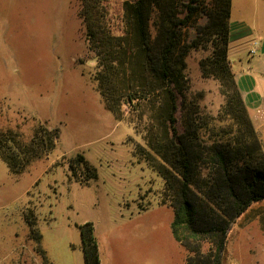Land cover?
Listing matches in <instances>:
<instances>
[{"label":"rangeland","instance_id":"374dc122","mask_svg":"<svg viewBox=\"0 0 264 264\" xmlns=\"http://www.w3.org/2000/svg\"><path fill=\"white\" fill-rule=\"evenodd\" d=\"M124 1L108 2L117 35ZM80 9L78 0H0V131L24 141L39 126L58 132L55 149L19 176L0 159V264H85L87 223L101 264H187L162 204L164 180L136 154L145 148L136 114L126 107L118 121L105 107ZM232 17L264 38V0H233ZM207 55L187 58L188 94H202V111L218 117L226 100L219 81L202 76ZM244 56L233 49L235 69ZM79 155L97 172L87 186L82 165L70 171ZM223 264H264V203L233 224Z\"/></svg>","mask_w":264,"mask_h":264},{"label":"trees","instance_id":"16d2710c","mask_svg":"<svg viewBox=\"0 0 264 264\" xmlns=\"http://www.w3.org/2000/svg\"><path fill=\"white\" fill-rule=\"evenodd\" d=\"M86 39L98 60L95 80L105 107L123 121L137 117L145 148L136 149L164 180L163 205L173 209L174 239L187 264H223L233 224L264 201V150L235 81L228 52L232 0H125L121 34L113 32L109 0H78ZM203 50V78L219 81L225 105L218 117L190 97L187 58ZM58 132L43 126L24 141L0 131V159L15 176L51 153ZM97 179L78 156L70 165ZM28 220L29 226L31 223ZM85 264H101L92 223L80 227Z\"/></svg>","mask_w":264,"mask_h":264},{"label":"crops","instance_id":"0c3cea01","mask_svg":"<svg viewBox=\"0 0 264 264\" xmlns=\"http://www.w3.org/2000/svg\"><path fill=\"white\" fill-rule=\"evenodd\" d=\"M232 12L233 0L228 57L248 114L263 144L261 133L264 132V38L257 36L254 29L245 22H233ZM234 48L239 55L242 53L246 56L245 59H240L238 69H235L231 60ZM255 204L257 203L253 205Z\"/></svg>","mask_w":264,"mask_h":264},{"label":"built area","instance_id":"2783aa9c","mask_svg":"<svg viewBox=\"0 0 264 264\" xmlns=\"http://www.w3.org/2000/svg\"><path fill=\"white\" fill-rule=\"evenodd\" d=\"M252 53H254V52L252 51Z\"/></svg>","mask_w":264,"mask_h":264}]
</instances>
